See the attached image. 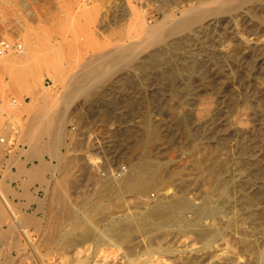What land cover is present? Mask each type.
Listing matches in <instances>:
<instances>
[{"label":"rangeland","instance_id":"374dc122","mask_svg":"<svg viewBox=\"0 0 264 264\" xmlns=\"http://www.w3.org/2000/svg\"><path fill=\"white\" fill-rule=\"evenodd\" d=\"M198 1L206 0H0V40L20 42L34 55L26 65L16 60L12 70L5 68V59L20 51L0 58V137L6 133L10 144L15 142L0 144V183L9 187L16 212L32 220L27 229L38 249L24 244L0 200V264H42V259L67 264L72 204L74 214L85 215L81 229L96 226L90 241L99 247L95 263L264 264V0L225 6L158 44L130 49L137 55L132 63L125 59L116 67L101 60L93 68H100L99 75L91 70L88 78L72 79L90 58L141 43L144 28L179 2ZM127 6L142 9L144 25L124 14ZM180 16L176 12L177 20ZM101 75L105 79L98 81ZM34 91L76 93L57 103V114L65 104L68 108L60 158L39 154L42 141L53 138L31 125ZM33 143L38 157L31 154ZM141 159L156 163L162 181L145 177L133 196L103 198L100 187L109 177L103 175ZM41 161L58 166L54 175L45 174L46 183L30 176ZM168 188H176L187 204L163 230L160 223L168 216L156 219L144 208ZM195 214L218 234L201 238L187 231ZM49 248L54 254H46Z\"/></svg>","mask_w":264,"mask_h":264},{"label":"bare ground","instance_id":"6f19581e","mask_svg":"<svg viewBox=\"0 0 264 264\" xmlns=\"http://www.w3.org/2000/svg\"><path fill=\"white\" fill-rule=\"evenodd\" d=\"M26 1V0H24ZM244 1H250V0H211V1H198V2H191L189 3L188 5H180L181 2H179L177 4V6L173 9H170V11L168 12H163V15H164V18H162V20L160 21H156L153 25H148L147 27L144 28V35L142 37V42L139 43V44H130V45H120V47H118V49H116L115 51H107L106 53H102L100 54L99 56L97 55V60L96 59H92L90 58L84 65V69L82 71H80V73L75 77H72L73 78H88L89 77V73L91 72V70H97V69H93V68H96L98 67V65L100 64V61L101 60H111L113 63H114V66H119L121 64V62L123 63V60L127 59L128 62L127 63H132V61H134L135 57L137 56L136 55V52H132L130 51V49L132 50H136V49H139V48H142V47H145V44L146 43H156L158 44V42H161L163 39H165L167 36L169 35H175L177 33H179L180 31L184 30V29H187L188 27L196 24V23H199L201 21H203L204 19H207L209 17H212V16H215V15H218L220 13V11L223 9V7L227 6L226 9H230L228 7L230 6H234V7H238L239 5L242 4V2ZM177 3V2H176ZM29 3H26L25 5L26 6H29L28 5ZM139 4H142V2H139ZM227 4V5H226ZM28 8V7H26ZM124 14L127 16V15H132L135 22L136 23H141V24H145L144 23V20L142 18V12L140 9H130L129 6L127 7H124ZM175 9V10H174ZM31 11V10H29ZM123 12V11H122ZM176 12H180L181 14V18L180 19H176L178 17L175 18V15H176ZM31 18L34 17V14L33 12H29L28 14ZM124 15V16H125ZM17 16V15H16ZM21 17H19V14L16 18L17 21L21 20L20 19ZM168 23L170 24L168 26ZM165 24L167 25L166 26V29L164 28ZM164 28V29H163ZM148 44H146V47H147ZM154 45V44H153ZM119 46V45H118ZM122 46V47H121ZM153 47V46H152ZM117 48V47H116ZM21 55H16L18 56L16 58V56L14 57L13 56H8L6 59H5V68L8 69V70H12L13 66L15 65V61L17 60L19 62V64L17 65H20V64H25L29 59H31L32 57H34V55L30 52H28L27 50L23 51V49L20 51ZM7 55V54H6ZM92 56V55H91ZM94 56V55H93ZM139 58V57H138ZM142 58V57H141ZM34 59V58H33ZM32 60V59H31ZM86 60V59H85ZM4 62V61H3ZM29 62V61H28ZM85 62V61H84ZM124 61V63H126ZM83 63V62H82ZM99 63V64H98ZM102 63V62H101ZM126 63V64H127ZM29 64V63H28ZM34 64V63H33ZM84 64V63H83ZM98 64V65H97ZM26 65V64H25ZM32 65V64H31ZM28 66V65H27ZM106 66V64H105ZM25 67V66H24ZM111 67V66H110ZM115 67V68H116ZM12 68V69H11ZM20 68V67H19ZM32 68V67H31ZM30 69V68H29ZM35 69V68H33ZM40 69V68H39ZM82 69V68H81ZM100 69V68H99ZM99 69L97 71H99ZM31 70V69H30ZM29 70V71H30ZM25 71V70H24ZM28 71V70H27ZM32 71V70H31ZM30 71V72H31ZM95 71L93 72V74L95 73ZM96 71V72H97ZM103 71V70H102ZM14 72V71H13ZM34 72V71H33ZM21 73V72H20ZM36 73V72H35ZM77 73V72H76ZM99 72H97L98 74ZM107 73V72H106ZM105 73V74H106ZM28 74V72H27ZM91 74V73H90ZM34 73L31 74V81L33 84H35V80H33V77H34ZM71 75V74H70ZM75 75V74H74ZM99 75V74H98ZM37 76V75H36ZM35 76V77H36ZM23 77V76H22ZM28 77H30L28 75ZM93 77V76H92ZM91 77V78H92ZM108 77V76H107ZM37 78H39L37 76ZM66 78V77H65ZM29 79V78H28ZM105 79V76L104 75H101L98 77V81H101ZM39 80V79H37ZM67 80V79H65ZM74 80V79H73ZM77 80V79H76ZM80 80V79H79ZM83 80V79H82ZM81 80V81H82ZM95 80V79H94ZM30 81V82H31ZM62 81V80H61ZM26 82V81H25ZM63 82V81H62ZM69 82V81H68ZM78 82V81H77ZM40 83V82H39ZM66 83V82H65ZM64 83V84H65ZM76 83V82H75ZM80 83V82H79ZM70 85V84H69ZM36 86V85H35ZM63 86V85H62ZM65 86V85H64ZM67 87V86H66ZM69 88V87H68ZM82 88V87H81ZM67 89V88H66ZM73 89V88H72ZM46 90V89H45ZM65 90V89H63ZM70 90V89H69ZM74 90V89H73ZM75 90H76V85H75ZM59 91V90H58ZM85 91V90H84ZM57 92V91H56ZM88 92V90H87ZM59 93V92H58ZM63 93V91H62ZM74 92H68V93H64V94H54V93H50V91H46V93H43V92H40V91H34L31 93V97H32V101H35V104H34V110L32 112H34L33 114V118H32V127L33 129L36 131L40 130L44 133H47L49 134L50 136H52L53 139H50V141H47L44 143L43 142V145H40L38 147H40V153H42L43 151L45 152H49L51 154H54L55 157L57 158H60V153H59V149L60 147L62 146L63 144V140H62V128L64 127V118H65V114L67 112V106L66 104L63 106L64 109L60 112H58V114L56 113L58 107H57V103L58 101L60 102V100L62 101H65L70 98L72 96ZM76 94V93H74ZM86 94V93H84ZM89 95V94H88ZM74 99V98H73ZM61 101V102H62ZM63 104V103H62ZM59 106V105H58ZM62 106V105H61ZM61 110V109H60ZM67 115V114H66ZM32 117V115H31ZM67 118V117H66ZM10 126V125H9ZM14 128H12V126L10 127V130H13ZM30 131V130H29ZM31 132V131H30ZM42 132H41V135H42ZM10 133V132H9ZM6 134V133H5ZM8 135V138H9V134H6ZM33 136V135H32ZM39 137V136H37ZM30 138V137H29ZM34 138V137H33ZM32 140V139H31ZM35 140V139H34ZM33 140V141H34ZM31 143V142H30ZM39 143V142H37ZM1 144V143H0ZM65 144V143H64ZM2 146H6V145H3L1 144ZM0 145V146H1ZM34 145V143H33ZM32 145V147H33ZM37 145V144H36ZM35 146V145H34ZM34 149L31 151V154L32 156H35L37 155L38 157V154H35V150L38 149L35 147H33ZM28 151V150H27ZM38 153V152H37ZM31 156V155H30ZM93 157H91L92 159ZM95 158V157H94ZM93 158V160H94ZM95 160H98V162H101L100 158H97ZM17 161V159H16ZM94 162V161H93ZM97 162V161H96ZM129 163V166H126V171L123 172L120 176H115V175H112V174H109V175H103L104 177L105 176H109L108 178H105V181H103L102 185H101V194H103V198H108V200L112 199V198H123L126 197L125 194H130L131 196H133L134 193L140 191V186H141V182L142 180L145 178V177H148L149 179L153 180V181H162V176L159 174L160 172L157 171V167H156V163L155 162H146L144 160H140L138 161L137 163L135 164H131L130 162ZM99 165V164H98ZM97 165V166H98ZM128 165V164H127ZM20 169L23 171L24 170V165L21 163L20 165ZM123 165H118V167L114 170L116 171H119L121 168H122ZM58 167V166H57ZM57 167H53L51 165H49L48 163H46L45 161H41L39 165H37V167H35L33 169V171L30 173V176H32L33 178L37 179L36 181L40 180L42 183H46V179H45V174L47 172H52V174L54 175L56 172H57ZM95 168V167H94ZM21 170L19 172H21ZM8 171V170H7ZM162 172V171H161ZM165 174V173H164ZM166 176V175H165ZM54 177V176H53ZM90 177V176H89ZM32 178V179H33ZM147 179V178H146ZM154 183V182H153ZM158 183V182H157ZM163 183V182H162ZM146 185V184H145ZM144 185V186H145ZM143 186V187H144ZM147 186V185H146ZM145 186V187H146ZM151 187V186H150ZM180 187V186H179ZM9 188V187H8ZM6 189V187L4 185L1 186V183H0V200L2 201V203L4 204L3 207L6 208V211L11 215V226L14 227L15 229H17L25 238V240L27 241V243L25 242L24 244H28L30 243V245L33 247V250L37 251V246L36 245H32V240H31V233H29L30 228L27 227V223L28 222H31L32 220L29 219L28 217H21L19 215V213L16 212L15 210V207L13 205V203L11 202V200L8 198V190L9 189ZM142 190V189H141ZM185 190V189H184ZM99 191V190H98ZM182 191V190H181ZM141 192V191H140ZM73 193V192H72ZM99 193V192H98ZM181 193V192H180ZM139 194V193H138ZM144 194V193H142ZM141 194V195H142ZM147 194V193H146ZM73 195V194H72ZM99 195V194H98ZM137 195V194H136ZM149 195V194H148ZM161 197L157 198L158 202L154 205H150V204H147L145 205V210H148L150 213L151 216H155L156 219L159 218H162L163 215H167L168 218L165 220V219H162L161 221V227H164L163 230L165 229V227H168L170 226V223H169V218L173 217L175 219V217L179 214L180 210L184 207L185 204H187V202H185L184 198L179 196L178 195V191L176 188H173V191H171L170 188L166 189V191H164V193L160 194ZM60 196V195H59ZM102 196V195H101ZM129 196V195H128ZM147 196V195H146ZM58 197V196H57ZM67 197V196H66ZM100 197V196H99ZM98 197V199H99ZM151 197V195H150ZM63 199V198H62ZM61 199V200H62ZM70 199V198H69ZM97 199V200H98ZM127 199V198H126ZM139 199V198H138ZM186 199V198H185ZM188 199V198H187ZM59 200V201H61ZM134 200V199H133ZM140 200V199H139ZM150 200V199H149ZM106 201V200H105ZM156 201V200H155ZM142 202V200H141ZM153 202V201H152ZM99 203V202H98ZM114 203V201H113ZM116 203V201H115ZM127 203V202H126ZM71 204V203H70ZM110 204V203H109ZM144 204V203H143ZM146 204V203H145ZM76 206V205H75ZM73 204L71 205V211L73 214H69L70 216H72V219H71V224L69 225L70 228H68L66 231H68V235L66 240H67V243L68 245L65 247L66 248V256L69 257L68 260V263L67 264H99V263H95L94 262V258L97 256V248H99L98 246H96L95 248V245L92 246L93 244L90 243V241L93 242V235H94V230L95 229V225L94 228H91V227H85L84 229H81L82 226H83V222L86 220L85 218V215H83L84 217L82 216H79L77 214H74L75 213V210L76 207H75ZM95 206V205H94ZM87 207V206H86ZM83 208V207H82ZM85 208V207H84ZM95 208V207H94ZM100 210V208H98ZM141 209V208H140ZM215 209V208H214ZM90 210V209H89ZM95 210V209H94ZM98 210V211H99ZM5 211V212H6ZM85 211V209L83 210ZM91 211V210H90ZM140 211V210H139ZM92 212V211H91ZM204 212V211H203ZM211 212V211H210ZM77 213V212H76ZM113 213V212H112ZM196 213H199V212H196ZM21 214V213H20ZM92 214V213H91ZM145 214V213H144ZM216 214V211H212V214ZM22 215V214H21ZM90 215V214H88ZM93 215V214H92ZM196 215V214H195ZM210 215V214H209ZM207 215V216H209ZM87 216V215H86ZM148 216V215H147ZM69 217V216H68ZM90 218H91V215H90ZM132 218L129 217V219ZM146 218V217H145ZM207 218V217H206ZM104 219V217H103ZM106 219V218H105ZM135 219V218H134ZM134 219H130L129 222H135ZM137 219V218H136ZM144 219V218H143ZM150 219V218H149ZM205 217H198L197 215L195 216V218H192L191 221L189 222L188 220V227L186 228L187 231H189L190 233L191 232H194L196 233L198 236H200L201 238H206V237H212L215 235V234H218L216 230H218V228H215V227H209V223L208 222H205L204 221ZM4 220V219H3ZM9 220V219H7ZM34 220V219H33ZM119 220V219H118ZM124 220V219H123ZM145 220V219H144ZM155 220V219H154ZM152 221L155 222V221ZM170 220H173V219H170ZM68 221V220H67ZM89 221V220H88ZM125 221V220H124ZM127 221V222H128ZM137 221V220H136ZM34 222V221H33ZM86 222V221H85ZM112 223L114 222V220L111 221ZM121 222V221H120ZM128 224L130 225L131 223ZM144 222V221H143ZM148 222V221H146ZM160 222V221H159ZM177 222V220H176ZM90 223V221H89ZM98 223V222H97ZM102 223V221H101ZM149 223V222H148ZM158 223V222H157ZM33 224V223H32ZM93 224V222H92ZM127 224V223H125ZM143 224H146V223H143ZM159 224V223H158ZM100 225V223H99ZM111 226V224H109ZM116 225V224H115ZM121 225V223L119 224V226ZM133 225V224H131ZM140 224L137 225V227L139 226ZM149 224H147L148 226ZM155 225V224H154ZM179 225V224H178ZM211 225V224H210ZM87 226V225H86ZM92 226V225H91ZM98 226V225H97ZM109 226V227H110ZM117 226H118V223H117ZM118 226V227H119ZM152 226V225H151ZM150 226V227H151ZM174 227V223L171 225V227ZM105 227V226H104ZM108 227V226H107ZM125 227L128 228V225H125ZM130 227V226H129ZM146 227V225H145ZM149 227V226H148ZM153 227V226H152ZM155 227V226H154ZM28 228V229H27ZM116 228V226H115ZM133 228V226H132ZM140 228V227H138ZM142 228V227H141ZM157 228V227H156ZM104 229V228H102ZM110 229V228H108ZM123 228H121L122 230ZM137 229V228H135ZM145 229V228H144ZM142 229V230H144ZM146 229H148L146 227ZM150 229V228H149ZM148 229V230H149ZM160 229V228H159ZM185 229V230H186ZM11 230V229H10ZM100 230V229H99ZM117 230V228H116ZM115 230V231H116ZM119 230V229H118ZM138 230V229H137ZM140 230V229H139ZM138 230V231H139ZM154 230V229H153ZM184 230V231H185ZM96 231V230H95ZM105 231V230H104ZM123 231H126L125 228ZM129 231V230H128ZM135 231V230H134ZM146 231V230H145ZM152 231V230H151ZM150 231V232H151ZM155 231V230H154ZM97 232V231H96ZM133 232V231H132ZM147 232V231H146ZM186 232V231H185ZM100 233V232H99ZM98 233V234H99ZM104 233V232H103ZM107 233V232H106ZM105 233V234H106ZM130 233V232H129ZM142 233V231L140 232ZM149 233V232H147ZM169 233V232H167ZM101 234V233H100ZM126 233H124V235H122V237H120L121 239H123V236H125ZM135 234V233H134ZM137 234H139V232H137ZM152 234V233H151ZM165 234V233H164ZM65 235V234H63ZM110 235V234H109ZM143 235V234H141ZM99 235H97L98 237ZM102 236V235H101ZM104 236V235H103ZM107 236V235H105ZM113 237V235H111ZM119 236V235H116V237ZM121 236V235H120ZM127 236V235H126ZM133 236V235H132ZM150 236V235H149ZM96 237V236H95ZM96 237V239H97ZM100 237V236H99ZM110 237V236H109ZM108 237V238H109ZM115 237V235H114ZM130 238V236H128ZM142 237V236H141ZM63 238V237H62ZM106 238V237H105ZM119 238V237H118ZM147 238V237H146ZM104 238L102 237V240ZM128 239V238H127ZM126 239V240H127ZM133 239V238H132ZM64 240V239H63ZM98 240V239H97ZM96 240V241H97ZM101 240V239H100ZM100 240H98L97 243L100 242ZM110 240V239H109ZM116 240V239H114ZM125 240V239H124ZM130 240V239H129ZM128 240V241H129ZM152 240V239H151ZM151 240H148V241H151ZM19 241V240H18ZM95 241V240H94ZM121 241V240H120ZM24 242V241H23ZM65 242V241H64ZM114 242V241H113ZM117 242V241H116ZM126 242V241H125ZM134 242V241H132ZM152 242V241H151ZM22 243V242H21ZM20 243V245H21ZM38 243V242H37ZM45 243V242H44ZM102 243V242H101ZM99 243V245L101 244ZM121 243V242H120ZM149 243V242H148ZM147 243V244H148ZM16 244V243H15ZM18 244V243H17ZM19 245V246H20ZM64 245V244H63ZM98 245V244H97ZM129 245V243H128ZM27 246V245H26ZM50 246V245H48ZM92 246V247H91ZM106 246V245H105ZM114 246V245H113ZM206 246H208L206 244ZM22 247V246H21ZM57 247V246H56ZM209 247V246H208ZM18 248V247H17ZM31 248V247H30ZM40 248V246L38 247ZM64 248V249H65ZM104 248V247H103ZM129 248V247H128ZM143 248V247H142ZM32 249V248H31ZM50 249V248H49ZM22 250V249H21ZM28 250V249H27ZM30 250V249H29ZM99 250V249H98ZM108 250V249H107ZM133 250V248H132ZM131 250V251H132ZM23 251H26V250H22L21 253ZM48 252L46 254H52L54 252V249H50L47 250ZM63 251V250H62ZM61 251V252H62ZM100 252L103 251V250H99ZM105 251V250H104ZM31 252V251H30ZM114 252V251H113ZM29 253V251H28ZM65 253V252H64ZM124 253V252H123ZM128 253V251H127ZM36 254V252H35ZM54 254V253H53ZM63 254V252H62ZM101 254V253H100ZM134 254V253H133ZM137 254V253H136ZM59 255V254H57ZM110 255V254H109ZM143 255V254H142ZM145 255V253H144ZM152 255V254H151ZM64 256V254H63ZM125 257H127L128 255H124ZM24 257V256H23ZM22 257V258H23ZM58 257V256H57ZM59 257H61L59 255ZM107 257V256H106ZM124 257V259H125ZM46 258V256L44 257ZM49 258V257H48ZM47 258V259H48ZM66 258V257H64ZM104 258V257H103ZM128 258V257H127ZM131 258V257H130ZM149 258V257H148ZM42 259V258H41ZM67 259V258H66ZM97 259L99 260V258L97 257ZM106 259V258H105ZM123 259V258H122ZM57 260V259H56ZM112 260V259H111ZM21 261V260H20ZM97 261V260H95ZM102 261V260H101ZM124 261V260H122ZM134 261V260H133ZM139 261V260H138ZM140 261H141V258H140ZM139 261V262H140ZM144 261V260H142ZM141 261V262H142ZM9 262V261H8ZM39 262H42V264H46L45 260L42 259L41 261ZM58 262V261H56ZM99 262V261H98ZM103 262V261H102ZM109 262V261H108ZM128 262H130V260H128ZM137 262V261H135ZM134 262V264H136ZM117 263V262H116ZM122 263V262H120ZM146 263V262H144ZM149 263V262H148ZM199 263V261H198ZM11 264V263H10ZM59 264V263H58ZM61 264V263H60ZM63 264V263H62ZM100 264H102L100 262ZM111 264H112V261H111ZM129 264V263H128ZM139 264V263H138ZM141 264V263H140ZM150 264V263H149Z\"/></svg>","mask_w":264,"mask_h":264},{"label":"built area","instance_id":"2783aa9c","mask_svg":"<svg viewBox=\"0 0 264 264\" xmlns=\"http://www.w3.org/2000/svg\"><path fill=\"white\" fill-rule=\"evenodd\" d=\"M23 48L22 43L20 42H9L6 40H0V58L10 52H19ZM14 104H16V101H14ZM0 143L3 145L11 146L14 145L15 142L10 144V141H8V137L6 134L2 135L0 137ZM126 171L125 165L122 166V168L119 171L111 170L107 175L112 174L115 176H120L123 172Z\"/></svg>","mask_w":264,"mask_h":264}]
</instances>
